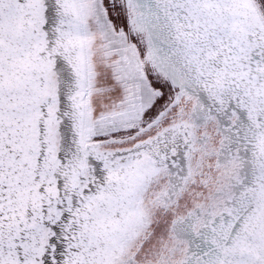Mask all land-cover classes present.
I'll return each instance as SVG.
<instances>
[{
	"label": "snow or ice",
	"instance_id": "snow-or-ice-1",
	"mask_svg": "<svg viewBox=\"0 0 264 264\" xmlns=\"http://www.w3.org/2000/svg\"><path fill=\"white\" fill-rule=\"evenodd\" d=\"M0 264H264V0H0Z\"/></svg>",
	"mask_w": 264,
	"mask_h": 264
}]
</instances>
